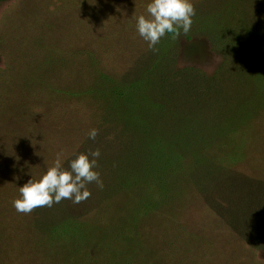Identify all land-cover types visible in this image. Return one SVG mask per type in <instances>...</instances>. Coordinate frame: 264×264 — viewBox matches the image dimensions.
I'll return each instance as SVG.
<instances>
[{
	"label": "rangeland",
	"instance_id": "1",
	"mask_svg": "<svg viewBox=\"0 0 264 264\" xmlns=\"http://www.w3.org/2000/svg\"><path fill=\"white\" fill-rule=\"evenodd\" d=\"M151 2L0 1V264H264V0H190L191 30L166 33L158 52L137 31ZM243 110L257 111L245 157L207 160L146 215L137 188L116 189L134 165L142 180L146 128L210 132ZM96 149L102 190L17 212L19 188L57 153L67 168ZM74 218L81 235L46 234Z\"/></svg>",
	"mask_w": 264,
	"mask_h": 264
},
{
	"label": "trees",
	"instance_id": "2",
	"mask_svg": "<svg viewBox=\"0 0 264 264\" xmlns=\"http://www.w3.org/2000/svg\"><path fill=\"white\" fill-rule=\"evenodd\" d=\"M121 93L124 94V92ZM129 102L132 105L131 100ZM256 113L257 111L243 110L240 115L234 118L227 117V122L214 127L210 132L203 127L194 131V128L181 123V127L172 133L173 136L163 137L151 127L146 128L144 138L145 135L147 138L141 152L148 155V160L137 170L142 173V180L133 174L135 172L134 165L131 170L128 169L124 173L129 176L122 174L118 177L116 189L124 190L126 187H130L131 191H134L137 188L136 190L141 192L146 199V204L141 208L142 214L146 215L157 211L163 201L167 199L168 202H171L175 199L179 193L178 189H180L182 178L195 176L194 172L197 170V166L206 167V161L214 160L215 162L217 156H220L221 162L224 159L234 162L242 156L245 157L246 153L240 150L239 143L245 137L247 127L254 122ZM127 114L134 124H142L141 114H134L132 110ZM233 139L238 140L229 142ZM184 159L190 161L188 169L184 167ZM135 225L136 227L132 229L131 233L133 236L139 237L140 245L145 248L143 235L141 236L139 232L140 223L137 222ZM71 232H77L78 235L83 233V225L76 218L66 219L53 225L46 234L48 236L54 235V233L65 234L66 236L72 234ZM146 250L142 251L147 253L148 250Z\"/></svg>",
	"mask_w": 264,
	"mask_h": 264
},
{
	"label": "clouds",
	"instance_id": "3",
	"mask_svg": "<svg viewBox=\"0 0 264 264\" xmlns=\"http://www.w3.org/2000/svg\"><path fill=\"white\" fill-rule=\"evenodd\" d=\"M147 13L148 18L144 15L137 18V31L148 42L149 49L158 52L156 46L166 33L182 30L186 34L191 30L196 10L190 0H152L147 5ZM97 135V129L88 133L92 140ZM62 155L57 153L54 166L49 167L39 180L30 179L19 188L20 198L13 201L17 212L30 214L38 207L50 208L65 199L80 204L90 198L88 185L93 182L103 189L100 173L94 170L101 155L99 149L79 154L68 162L67 168L63 167Z\"/></svg>",
	"mask_w": 264,
	"mask_h": 264
}]
</instances>
